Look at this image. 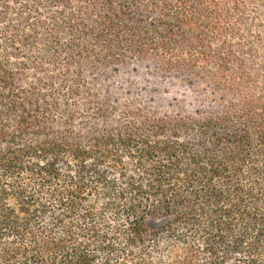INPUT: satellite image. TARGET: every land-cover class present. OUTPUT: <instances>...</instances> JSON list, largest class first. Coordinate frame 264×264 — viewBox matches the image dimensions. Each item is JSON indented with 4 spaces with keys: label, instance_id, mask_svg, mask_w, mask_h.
<instances>
[{
    "label": "trees",
    "instance_id": "obj_1",
    "mask_svg": "<svg viewBox=\"0 0 264 264\" xmlns=\"http://www.w3.org/2000/svg\"><path fill=\"white\" fill-rule=\"evenodd\" d=\"M0 264H264V0H0Z\"/></svg>",
    "mask_w": 264,
    "mask_h": 264
}]
</instances>
